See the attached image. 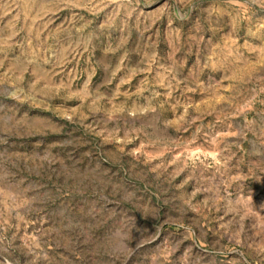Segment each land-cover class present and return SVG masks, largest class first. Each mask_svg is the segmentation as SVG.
<instances>
[{
	"label": "rangeland",
	"instance_id": "rangeland-1",
	"mask_svg": "<svg viewBox=\"0 0 264 264\" xmlns=\"http://www.w3.org/2000/svg\"><path fill=\"white\" fill-rule=\"evenodd\" d=\"M0 264H264V0H0Z\"/></svg>",
	"mask_w": 264,
	"mask_h": 264
}]
</instances>
